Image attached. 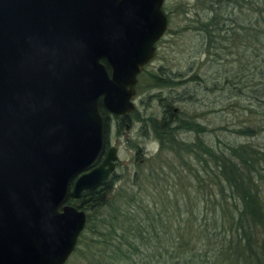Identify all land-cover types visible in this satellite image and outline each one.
<instances>
[{
  "label": "water",
  "instance_id": "95a60500",
  "mask_svg": "<svg viewBox=\"0 0 264 264\" xmlns=\"http://www.w3.org/2000/svg\"><path fill=\"white\" fill-rule=\"evenodd\" d=\"M164 0H0V264H65L66 204L107 182L100 110L126 118L167 29Z\"/></svg>",
  "mask_w": 264,
  "mask_h": 264
},
{
  "label": "trees",
  "instance_id": "16d2710c",
  "mask_svg": "<svg viewBox=\"0 0 264 264\" xmlns=\"http://www.w3.org/2000/svg\"><path fill=\"white\" fill-rule=\"evenodd\" d=\"M192 9V62L204 57L212 77L192 62L184 81L161 67L140 72L160 111L138 132L156 158L165 151L173 161L167 171L150 163L130 190L116 188L112 175L67 200L86 217L72 254L87 260L77 264H264V0H194ZM214 91L222 100L209 107L234 113L244 103L246 122L228 125L224 139L210 131V142L200 120L180 117L174 104L207 107L202 92Z\"/></svg>",
  "mask_w": 264,
  "mask_h": 264
},
{
  "label": "rangeland",
  "instance_id": "374dc122",
  "mask_svg": "<svg viewBox=\"0 0 264 264\" xmlns=\"http://www.w3.org/2000/svg\"><path fill=\"white\" fill-rule=\"evenodd\" d=\"M193 2L194 0H164L162 10L167 18V29L162 39L155 45L156 53L154 59L141 70V73H152L157 67H161L169 73L180 72L181 75H183V78L180 79L182 81L190 76V62L196 58V56L191 53L192 44L190 43V21L194 15L193 9L191 10ZM196 60L197 61L192 62V65H194L195 69H198L197 72L212 77L215 67H209L208 63L210 62L208 60L205 61L204 57ZM216 68L219 72L221 71V66H217ZM149 84L150 83L145 76L140 77L138 75L134 87V97L132 101L133 109L127 116L130 121L127 128L124 126H119V128L116 127L112 121L113 116L106 113L108 116L105 117L106 120H109L107 144L109 147L115 149V155L117 158L112 174L115 176V179H117L115 185L116 188L122 187L123 190H130L132 188L131 185L134 174L141 175V179L145 177L147 175L146 168L149 169L150 163L153 167L157 164L158 166L162 165V168L167 171V166L171 165L173 161L172 154L169 155L168 153H165V151H163L162 154H158V158H156L155 155L157 150L156 147L152 146L151 139L141 138L140 133L138 132L142 120H157L159 117V104L152 100L154 98H147L148 96L157 94V91L152 90V88H150L151 85L149 87ZM187 87H190V85ZM168 92L170 91L166 90L161 93V97H165ZM218 95L219 93L216 91L212 93L202 92V96L205 98L203 102L207 107L200 106L196 103L174 104V107L177 108V112H180V117H195L200 120L209 132L207 139H209L210 142L214 136H212L210 131L212 132L215 130L214 133L217 137L219 136L220 139H224L225 133L223 131L230 129L227 128L228 125H237L238 122H246L244 120L246 117L242 116L240 110V108L246 106L244 103L238 105L239 108H235L234 113H221V106L219 105L209 107V103L212 106L218 104V99H220ZM251 121L256 122L257 120ZM149 148L153 150L148 153L147 150ZM165 157L167 159H165ZM153 158H156L157 160ZM153 162H155V164H153ZM173 178L175 179V175ZM174 181L176 182V179ZM159 185H162L161 182ZM135 189V186H133V190ZM72 253L66 263L77 264L86 262L87 258L84 259L81 258L82 255L79 256ZM70 259H72L71 262ZM79 259L81 260L79 261Z\"/></svg>",
  "mask_w": 264,
  "mask_h": 264
},
{
  "label": "flooded vegetation",
  "instance_id": "af4514ba",
  "mask_svg": "<svg viewBox=\"0 0 264 264\" xmlns=\"http://www.w3.org/2000/svg\"><path fill=\"white\" fill-rule=\"evenodd\" d=\"M108 121L109 120H103V126H104V141H103L104 142V145H103V151L101 153V156L96 160V162L94 163V165L92 167L97 166L101 162V160L104 158V155L107 152V150L109 148H112V147H109V145L107 144V142H108L107 141V130H108V127H109V122ZM112 121L114 122V125L116 127H118V128H119V126H124L125 128H127L129 126V124H130L129 118H128V120H126V122H124L123 120H112ZM70 199L73 201V200H77L78 198H71L69 196L67 200H70Z\"/></svg>",
  "mask_w": 264,
  "mask_h": 264
}]
</instances>
